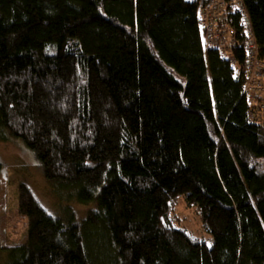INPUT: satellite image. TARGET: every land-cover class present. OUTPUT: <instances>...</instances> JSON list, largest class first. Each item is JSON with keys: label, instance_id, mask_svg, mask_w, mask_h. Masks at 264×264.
<instances>
[{"label": "trees", "instance_id": "obj_1", "mask_svg": "<svg viewBox=\"0 0 264 264\" xmlns=\"http://www.w3.org/2000/svg\"><path fill=\"white\" fill-rule=\"evenodd\" d=\"M233 1L0 0V139L68 202L20 185L10 264H264V127L201 29L264 59V0Z\"/></svg>", "mask_w": 264, "mask_h": 264}, {"label": "rangeland", "instance_id": "obj_2", "mask_svg": "<svg viewBox=\"0 0 264 264\" xmlns=\"http://www.w3.org/2000/svg\"><path fill=\"white\" fill-rule=\"evenodd\" d=\"M261 78L264 82V77ZM253 108H256L255 105ZM0 161L3 164V171L0 174V249H5L13 244V241L9 242L11 238H18L17 243H23L27 238L22 229L19 233H15L11 230L12 228L7 232V226L15 218L19 220L21 228L25 226L21 216H18L19 189L22 183H26L44 204L46 203L53 209L58 208L61 203L68 202L53 191V186L44 177L39 159L22 142L0 139ZM66 197L69 204L74 205L79 212V216L84 217L88 207L79 205L68 195ZM175 208L179 216L180 227L186 228L193 235L205 239L209 245H212V238L204 231L201 219L194 209L189 208L183 199L178 202ZM0 264H10L4 250H0Z\"/></svg>", "mask_w": 264, "mask_h": 264}, {"label": "built area", "instance_id": "obj_3", "mask_svg": "<svg viewBox=\"0 0 264 264\" xmlns=\"http://www.w3.org/2000/svg\"><path fill=\"white\" fill-rule=\"evenodd\" d=\"M204 27L208 32L209 37L214 40L219 46L223 41H216L217 37H213L217 26L212 24L211 20L205 18ZM248 59L247 65L244 69L237 70L239 74H243L246 71V79L244 82V94L247 95V102L249 104V116L252 120L261 124L264 127V64L258 58L259 46L250 43L247 47ZM252 93L250 94L249 93ZM255 105L256 108H253Z\"/></svg>", "mask_w": 264, "mask_h": 264}, {"label": "bare ground", "instance_id": "obj_4", "mask_svg": "<svg viewBox=\"0 0 264 264\" xmlns=\"http://www.w3.org/2000/svg\"><path fill=\"white\" fill-rule=\"evenodd\" d=\"M232 4L233 5H239V2L237 0H234ZM203 18H204V16H203ZM244 18H245V22L244 23L246 25V20H248V16L245 15ZM248 27H249L248 30H251L250 20H249V23H248ZM201 29H202V31L204 33V47H205L206 50L210 49L211 47L212 48H215V49L216 48L219 49L220 50V53L224 57V59H230L231 60V65L233 66V68L235 70H240V69L242 70V69H244L246 67V65H247V59H248V49H247V47H248V45L250 43H248V45H246L245 60L242 63L237 58H235L234 56L231 55V50L229 49V45L227 43H225V40L224 39H222V41H223L222 45L219 46L217 43L214 42V40H212L209 37L208 32H207V30L204 27V19H203V23L201 22ZM204 30L207 32V35L206 36H205V31ZM258 58L264 64V59H261V57L259 55V52H258Z\"/></svg>", "mask_w": 264, "mask_h": 264}, {"label": "clouds", "instance_id": "obj_5", "mask_svg": "<svg viewBox=\"0 0 264 264\" xmlns=\"http://www.w3.org/2000/svg\"><path fill=\"white\" fill-rule=\"evenodd\" d=\"M235 72H236V73H235L236 75H239V73H238V71H237V70H235ZM243 88H244V84H243Z\"/></svg>", "mask_w": 264, "mask_h": 264}]
</instances>
